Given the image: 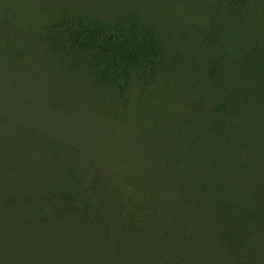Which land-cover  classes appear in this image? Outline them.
Listing matches in <instances>:
<instances>
[{
	"label": "rangeland",
	"instance_id": "1",
	"mask_svg": "<svg viewBox=\"0 0 264 264\" xmlns=\"http://www.w3.org/2000/svg\"><path fill=\"white\" fill-rule=\"evenodd\" d=\"M222 4L0 0V114L52 132L88 153L111 187V216L115 210L124 220L140 223L153 214L156 223L164 224L170 213L181 210L162 202L164 194H180L166 179V162L179 148H194L206 156L203 167L210 166V172L221 165L229 171L253 157L263 166L264 0ZM66 21H93L98 29L124 28L128 35L143 24L179 49L201 50L208 62L222 69L232 95L224 97L215 87L202 90L199 74L176 66L134 82L122 97L114 92L102 99L94 82L95 52L67 47L64 38L51 31ZM108 39L112 42L114 36ZM200 119L207 124L203 144L192 134ZM238 121L247 126L239 128ZM151 182L158 183L157 189ZM263 183L264 177L260 187ZM212 209L213 204L206 207L210 213Z\"/></svg>",
	"mask_w": 264,
	"mask_h": 264
},
{
	"label": "trees",
	"instance_id": "2",
	"mask_svg": "<svg viewBox=\"0 0 264 264\" xmlns=\"http://www.w3.org/2000/svg\"><path fill=\"white\" fill-rule=\"evenodd\" d=\"M227 1L233 0L222 5ZM97 26L66 21L51 31L67 47L95 52L94 82L102 99L122 97L134 82L176 66L199 74L202 90L232 95L222 69L201 50L179 49L143 24L129 35L124 28ZM206 125L192 127L200 144ZM193 149L179 148L166 162V179L180 194H164L163 206L174 203L181 210L164 224L153 214L139 223L115 210L111 216V187L88 153L0 114V264H264V160L262 167L253 157L229 171L221 165L210 172L203 167L206 156ZM151 184L157 189V182ZM210 204L213 213L206 211Z\"/></svg>",
	"mask_w": 264,
	"mask_h": 264
}]
</instances>
